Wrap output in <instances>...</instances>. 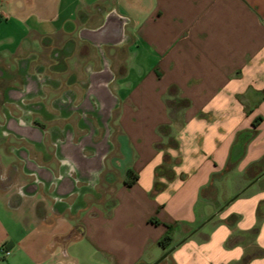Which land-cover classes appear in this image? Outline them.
I'll list each match as a JSON object with an SVG mask.
<instances>
[{
	"label": "crops",
	"instance_id": "crops-1",
	"mask_svg": "<svg viewBox=\"0 0 264 264\" xmlns=\"http://www.w3.org/2000/svg\"><path fill=\"white\" fill-rule=\"evenodd\" d=\"M215 213L162 264H264V0H0V264H152Z\"/></svg>",
	"mask_w": 264,
	"mask_h": 264
},
{
	"label": "trees",
	"instance_id": "trees-1",
	"mask_svg": "<svg viewBox=\"0 0 264 264\" xmlns=\"http://www.w3.org/2000/svg\"><path fill=\"white\" fill-rule=\"evenodd\" d=\"M138 179V175L130 170L128 173V179L126 180L128 185H132L134 184ZM157 188V185H156ZM150 221L154 222V223H159V221L156 218H151ZM172 242H173V235H172V226L169 225L168 226V231L166 232V234L159 240V244L166 249V251L172 247ZM164 262V260H163ZM163 262H161L160 264H162Z\"/></svg>",
	"mask_w": 264,
	"mask_h": 264
},
{
	"label": "water",
	"instance_id": "water-1",
	"mask_svg": "<svg viewBox=\"0 0 264 264\" xmlns=\"http://www.w3.org/2000/svg\"><path fill=\"white\" fill-rule=\"evenodd\" d=\"M237 196V195H236ZM228 204V203H227ZM224 207H221L219 209V211H221ZM216 215L213 214L212 216H210L208 219H206L203 223H201L196 229H194L189 235H187L185 238H183L180 242H178L175 246L171 247L170 249H168L163 255H161V257H159L154 263L152 264H159L160 262H162L163 260H165L170 253L176 248V246L180 245L181 243H183L185 240H187L190 236H192L197 230H199L200 228H202L209 220H211L214 216Z\"/></svg>",
	"mask_w": 264,
	"mask_h": 264
},
{
	"label": "rangeland",
	"instance_id": "rangeland-1",
	"mask_svg": "<svg viewBox=\"0 0 264 264\" xmlns=\"http://www.w3.org/2000/svg\"><path fill=\"white\" fill-rule=\"evenodd\" d=\"M139 64H140V67H141V69H145L146 67V65H147V61H145L144 60V62L142 63V61H140L139 62ZM179 237H178V233L175 235V240H177Z\"/></svg>",
	"mask_w": 264,
	"mask_h": 264
},
{
	"label": "built area",
	"instance_id": "built-area-1",
	"mask_svg": "<svg viewBox=\"0 0 264 264\" xmlns=\"http://www.w3.org/2000/svg\"><path fill=\"white\" fill-rule=\"evenodd\" d=\"M10 253H11V252H10L9 249H6V250H5V254H6V255H9Z\"/></svg>",
	"mask_w": 264,
	"mask_h": 264
}]
</instances>
